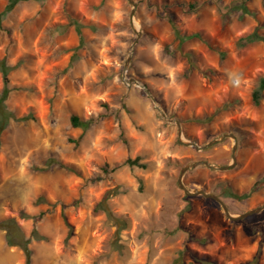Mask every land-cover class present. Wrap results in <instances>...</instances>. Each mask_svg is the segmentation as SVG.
<instances>
[{
  "label": "rangeland",
  "instance_id": "1",
  "mask_svg": "<svg viewBox=\"0 0 264 264\" xmlns=\"http://www.w3.org/2000/svg\"><path fill=\"white\" fill-rule=\"evenodd\" d=\"M132 1L30 0L1 17L11 91L0 124L5 111L27 119H9L0 134V221L14 218L30 238V264H264V210L230 220L178 186L193 162L232 164L234 139L203 151L179 142L176 125L123 80L150 91L184 142L235 137V165L196 166L182 178L188 191L218 196L233 216L264 205V186L254 188L264 176V91L252 101L264 43L241 41L264 35V0ZM72 115L89 127H72ZM127 159L144 167L103 171ZM0 264H25L4 230Z\"/></svg>",
  "mask_w": 264,
  "mask_h": 264
},
{
  "label": "trees",
  "instance_id": "2",
  "mask_svg": "<svg viewBox=\"0 0 264 264\" xmlns=\"http://www.w3.org/2000/svg\"><path fill=\"white\" fill-rule=\"evenodd\" d=\"M24 1H30V0H8V4L6 5L4 11L0 14V20H1V17L4 16L9 11H11V9H13V7L17 3L24 2ZM34 1L43 2L45 0H34ZM188 7L191 10L196 8V6H194L193 4H190ZM78 34H79V32H78ZM241 41L244 44L252 43L255 41H262L264 43V35H259L257 32H253L250 35L246 36L245 38H242ZM0 67L2 70V75H3V80H4V88H3L2 93L0 94V109H3L5 107L4 102L8 98V95H9L11 89H9L7 87L8 81H7V77H6V66H5V64L0 62ZM263 91H264V76H262L258 79L256 87L252 92V101L255 105L259 104V102L263 96ZM4 114H5V116L2 120V123L0 124V134H1L4 126L8 123L9 119H12L14 121H20V120L27 119V118H17L14 115V113L9 112V111H5ZM70 122H71L72 127L81 128L83 130L87 129L90 125V121L80 120V118L77 117L76 115H72L70 117ZM74 143L77 144L78 141H74ZM58 166H63L62 168H65L66 170H69V171L72 170V168L65 166V165L59 164ZM123 166L144 167L143 165L138 164L137 160L127 159L120 164L113 165L112 167L105 165L103 167V171L105 173H112V172H115L116 170L120 169ZM255 184H256V186L254 188H256V189L259 187H263L264 186V176ZM43 200H45V199L42 196H40L37 198L35 203L38 204L40 201H43ZM66 225L68 226L69 230L71 231L70 225L68 223H66ZM0 230L5 231V243H6V245L9 247H17L18 249H20L24 255L25 264H30V262H31V249L29 248L30 238L24 236L22 229L16 224L15 219L14 218H7L5 220L0 221ZM69 235H70V232L67 236V239H68ZM37 238H38V240L44 239L42 236H39V235H37Z\"/></svg>",
  "mask_w": 264,
  "mask_h": 264
},
{
  "label": "water",
  "instance_id": "3",
  "mask_svg": "<svg viewBox=\"0 0 264 264\" xmlns=\"http://www.w3.org/2000/svg\"><path fill=\"white\" fill-rule=\"evenodd\" d=\"M128 2H129L130 4H132V6H135V4L133 3L132 0H128ZM132 17H133V12H132L131 15H130V19H131ZM131 51H132V48H131V50H130V53H131ZM129 59H130V56H129V58L127 59V62H126V64H125V67H126L127 64H128ZM123 80H124L127 84H133V85H136V86H138V85L143 86L144 91L146 92V94H148V96L152 99V101H153V103H154V108L157 110V112H158V113H159V114H160L165 120H167V121H169V122H172V123H174V124L176 125V127H177V132H178V140H179V142H181V143H183V144H185V145H187V146L195 147V149L198 150V151H203V150L207 149L208 147H210L211 145H214L215 143H218V142L223 141V139H224L225 137H230V138L234 139L235 146L233 147V150H232V161H233L232 164L227 165V166H223V167H217V166H214V165H210V164H208V162H206V161H197V162H193V163H191V164H189V165H187V166H185V167L182 168V170H181V172H180V175H179V178H178V186H179V187H180V188H181L186 194H188V195H201V196H203L204 198H208V199H213V200H215L216 202H218V203L221 205V207H222V209H223V212L225 213L226 217L229 218L230 220H240V219H244V218H246V217H248V216H250V215L257 214V213H259V212H261V211L264 210V205H261V206H257V207H255V208H252V209H250V210H248V211H246V212H244L243 214H240V215H238V216H233V215H231V214L229 213L228 209L226 208V206L224 205V203L222 202V200H221L218 196H216V195H214V194H211V193L204 192V191H202V190L188 191V190L186 189V187L184 186V184L182 183V178H183V175H184L187 171H189V170L195 168L196 166H206V167L209 168L210 170L226 171V170L231 169V168L235 165V151H236V139H235V137H234L233 135L225 134V135L221 136L220 139L212 140V141H210L208 144H206L205 146H198L196 143H193V142H184V141L181 139V135H182V134H181V128H180L179 123H178L176 120H172L171 118L167 117L166 114H165V113H164V112H163V111H162V110L156 105V102H155L153 96L151 95L150 91L147 90V89L145 88L144 85H142L141 83H139L138 81H136V80H134V79L125 80V79L123 78Z\"/></svg>",
  "mask_w": 264,
  "mask_h": 264
},
{
  "label": "bare ground",
  "instance_id": "4",
  "mask_svg": "<svg viewBox=\"0 0 264 264\" xmlns=\"http://www.w3.org/2000/svg\"><path fill=\"white\" fill-rule=\"evenodd\" d=\"M138 87L144 90L143 86H141V85H138Z\"/></svg>",
  "mask_w": 264,
  "mask_h": 264
}]
</instances>
